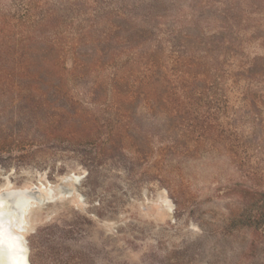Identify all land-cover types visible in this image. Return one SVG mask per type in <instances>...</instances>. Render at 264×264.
Masks as SVG:
<instances>
[{"label": "rangeland", "instance_id": "obj_1", "mask_svg": "<svg viewBox=\"0 0 264 264\" xmlns=\"http://www.w3.org/2000/svg\"><path fill=\"white\" fill-rule=\"evenodd\" d=\"M114 80L150 98H111ZM69 102L96 141L42 138L24 114ZM5 135L0 192L73 188L29 211L32 264H264V0H0Z\"/></svg>", "mask_w": 264, "mask_h": 264}, {"label": "trees", "instance_id": "obj_2", "mask_svg": "<svg viewBox=\"0 0 264 264\" xmlns=\"http://www.w3.org/2000/svg\"><path fill=\"white\" fill-rule=\"evenodd\" d=\"M151 65V66H150ZM149 67H147V71L148 74H154L153 73V64H150ZM63 70H61V72L58 70V72H56L55 70H51V71H45L43 73V77H47L48 79L52 78V75L58 77H62L63 74L62 73ZM67 71L63 72L66 73ZM69 74V73H67ZM71 74V73H70ZM26 75H28V79H34L36 80H43V78L41 77V75H37V76H31L27 71H26ZM53 76V77H54ZM143 83L142 84H149V78L148 76L143 75ZM60 79V78H59ZM58 79V80H59ZM47 82V81H46ZM141 84L140 85H136V84H125L124 86L120 85L119 80H114L113 84H110V92L112 94L111 98H125V99H132V98H136V97H143V98H150L148 97L149 95L147 94V91L145 90H140L141 89ZM98 90H100V87L98 85L93 86L89 92V95L92 97V100L97 99L96 97H98ZM75 103L73 102H69L67 105L65 106H59L57 109V114L51 113V114H47V115H41L38 116L37 114L41 111H44L47 107L46 104H37V105H26L24 108V114L26 115V119H30L31 120H35V124L37 126H41L43 128V134L40 136L42 138H47V139H62V136H70L71 139H73L74 141H78V144H82L85 143L87 141H93L95 139L94 138V134L92 132L93 128H90L92 126V123L96 122V119H83L81 113L79 112V110L77 108L74 107ZM59 109V110H58ZM28 113V114H27ZM30 121H26V122H30ZM66 123V125L69 127H71L73 124H78L80 125L85 134H80L77 131L75 132H67L66 130L62 129L61 124L62 123ZM104 127L107 126V124H103ZM22 133H19L18 135H21ZM8 136V135H7ZM96 136V135H95ZM10 137V136H9ZM114 134L113 132H108L106 138L102 141L105 145H113L114 140H113ZM8 137H6V135L1 138L0 137V158L1 155L3 153L9 152L8 149H5V143L7 142ZM96 141V140H95ZM21 154L19 156V160H21L22 162L25 161H30V159L32 158H37L39 157V154L42 153L41 150H33V148H25L20 150ZM94 156H83V163L84 165L87 167V175H86V179L90 180L92 177V172H93V168L96 167V159L101 157L102 151L101 148H96L94 151Z\"/></svg>", "mask_w": 264, "mask_h": 264}, {"label": "bare ground", "instance_id": "obj_3", "mask_svg": "<svg viewBox=\"0 0 264 264\" xmlns=\"http://www.w3.org/2000/svg\"><path fill=\"white\" fill-rule=\"evenodd\" d=\"M42 191V186L39 187ZM33 190L6 188L0 192V264H32L28 258L27 219L33 204Z\"/></svg>", "mask_w": 264, "mask_h": 264}, {"label": "water", "instance_id": "obj_4", "mask_svg": "<svg viewBox=\"0 0 264 264\" xmlns=\"http://www.w3.org/2000/svg\"><path fill=\"white\" fill-rule=\"evenodd\" d=\"M82 178L81 177H65L63 179L64 183L68 181H72L74 185L78 183V181ZM41 186H44L41 182H39ZM33 190V206L43 205L46 202L53 201L59 197H69L73 193V188L68 187L65 184H59L57 188L48 187V194L49 197L42 192L37 186L32 187Z\"/></svg>", "mask_w": 264, "mask_h": 264}]
</instances>
